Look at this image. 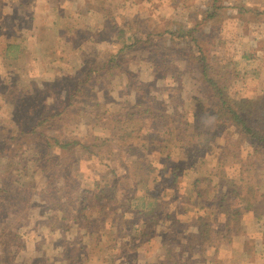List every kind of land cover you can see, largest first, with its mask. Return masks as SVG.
<instances>
[{"label":"rangeland","instance_id":"374dc122","mask_svg":"<svg viewBox=\"0 0 264 264\" xmlns=\"http://www.w3.org/2000/svg\"><path fill=\"white\" fill-rule=\"evenodd\" d=\"M138 2L0 0V264H264V259L257 262L255 252L257 245L264 251V149L253 153L232 130L201 155L191 141L188 150H175L169 159L155 157L139 142L123 151L117 145L124 113L154 107L169 115L175 128L193 133L198 105L207 104L199 67L191 59L196 43H174L168 31H198L196 38L228 76L235 101L261 96L264 17L253 12H264V0H141V6ZM215 2L220 3L218 18L212 20L208 9L213 10ZM8 43L22 47L7 53ZM110 56L121 58L112 82L94 84V96L89 93L87 99L73 98L83 61L103 62ZM244 56L250 59L244 61ZM76 109L82 110L81 120L75 119ZM64 110L68 114L63 120L44 125V136L25 132L41 117L59 116ZM55 136L63 142L93 138L111 144L95 155L80 150L71 170H59L82 189L96 191L114 173L120 178L129 163L142 159L148 162L142 170L151 164L163 172L145 173L148 183L141 179L134 183L133 194L145 196L149 190L167 199L159 206L156 197L149 199L154 205L141 216L118 210L101 224L96 223L97 211H88L89 226L71 219L76 216L71 206L65 208L69 222L59 212L47 210L43 216L32 208L31 200L39 198L54 169L66 161L61 150L45 146L46 139ZM222 161L228 178L239 181L243 167L258 182L255 206L243 217L231 244L203 251L196 247L189 253L200 216L207 214L214 230H225L215 201L202 211L198 192L192 195L194 181L203 179L211 183L202 182L201 191L220 195L215 174ZM155 179L158 186L153 185ZM157 211L161 215L150 240L134 250L133 232L124 231L122 221L144 228L146 218ZM171 241L174 259L167 261ZM249 246L254 247L251 256Z\"/></svg>","mask_w":264,"mask_h":264},{"label":"trees","instance_id":"16d2710c","mask_svg":"<svg viewBox=\"0 0 264 264\" xmlns=\"http://www.w3.org/2000/svg\"><path fill=\"white\" fill-rule=\"evenodd\" d=\"M219 4V2H215V8L213 10L208 9L210 19L216 20L218 18L215 12L218 13ZM253 14H256L255 16L258 17H264V12L257 10ZM178 31L180 32L177 33L174 30L168 31L166 34L170 35V41L179 45L182 42L188 41L196 43L197 46L192 48L196 56L191 59L199 67V81L202 89L206 92L205 99L207 104L198 105L199 111L195 114L194 132L188 133L187 129L184 131L182 128H175V125L170 120V116L157 111L154 107L140 109L121 115L122 128L118 137V147L123 151L125 148H129L131 144L139 142L141 149H150L155 157L169 159L175 150H188V141H191L194 143L196 154L201 155L219 137L232 130L233 136L237 138L238 142L246 141L249 144L250 150L257 154L259 152L258 148L264 149V91L261 96L252 101H235L230 93L231 83L228 76L223 74L220 66L213 61L211 57L212 53L204 50L201 42L196 38L198 31L192 29L186 33L181 32V30ZM123 34L126 36L125 33ZM21 47L22 45L16 46L8 43L5 52L9 53L11 50H19ZM119 59L121 58L118 56H110V58H106L103 62L95 59L84 60L82 68L79 69L76 91L71 96L79 99L82 96L87 99L89 93L94 96V84L112 82L115 73L121 66ZM248 59H250L249 56H244L243 58L244 61ZM15 60L17 61V58ZM109 92H107V95ZM60 113L59 116L53 114L41 117L36 126H32L31 129L25 132L31 135L44 136V125L53 124L65 117V114H68L66 110ZM82 116V110L79 109L75 119L81 120ZM73 133L75 134V131ZM46 140L45 146L51 150H61L66 161L54 169L56 172L49 176L46 188L41 192L39 198L31 200L33 204L32 208L40 210L43 216L47 215V210H50L51 214L59 212L63 216V219L69 222L70 217L67 215L65 208L71 206L70 208L76 213V216L71 219L81 223V226H89L92 223L89 220L88 211H97L98 218L96 223L101 224L104 218L115 217L118 210L124 209L129 214L141 216L154 205L152 202L149 203V199L152 201V198L156 197V206H159L167 199L165 195L155 196L153 191L149 190L145 196L133 194L134 183L139 182L140 179V183H148V180L144 178L145 173L160 174L163 172V170L157 171L151 164H148V168L142 170L143 164L145 162L148 163L147 161L143 162L142 159L129 163V170L124 172L120 178L114 173L115 177L106 180L102 188H98L96 191L82 189L72 180L71 176H60L59 170L67 169L66 172L71 170L73 160L80 150L90 152V155H95V152H99L105 146L111 147V144L109 142L99 143L100 141L98 140L93 141V138L89 140L85 139L86 143L83 140L75 138H72L68 142H63V139H57L56 136L49 137ZM76 147L80 148L74 151L73 149ZM220 164V170L215 174V177L220 182L218 184V188H221L220 195H212L210 189L205 191L200 190L202 182L211 183L208 179L195 180L192 184V195L198 192L196 194V201L200 203L198 205L202 208V211L211 208V201H215L213 205L219 207L220 214L225 218V230H214L207 214L200 216L198 218L197 234L188 243L187 250L189 253L195 251L196 247H199L203 251L207 248L215 249L224 243L231 244L234 237L239 233L237 227L241 225L243 217L248 215L255 206L258 182L254 177L250 175L247 169L243 170L242 167L239 181L233 180L227 177L223 161ZM173 170L172 174L176 176L178 167ZM137 172L140 173L138 174ZM176 179L177 176L174 177V180ZM158 184L159 182L155 179L153 185L158 186ZM28 192H32L31 189ZM160 215L161 213L157 211L153 217L146 218L144 228H138L136 224H131L126 219L122 221V229L124 231L131 229L133 232L134 236L131 235L130 246L134 250H138L150 240L152 228L158 224ZM138 239H141V241L138 246H135ZM168 244L169 248H167L165 259L172 261L174 259L172 250L174 242L171 241ZM248 249L247 253L251 256L254 247L249 246Z\"/></svg>","mask_w":264,"mask_h":264},{"label":"crops","instance_id":"0c3cea01","mask_svg":"<svg viewBox=\"0 0 264 264\" xmlns=\"http://www.w3.org/2000/svg\"><path fill=\"white\" fill-rule=\"evenodd\" d=\"M68 1H71V0H63V2H64V4H66ZM79 2H80V0H78ZM86 1V0H85ZM137 1V0H136ZM138 1H140V2H138V4H139V6H141V0H138ZM88 2H90V1H88ZM142 5H143V3H142ZM107 7V6H106ZM110 8L112 9V6H110ZM87 10L88 11H90V10H92V8H91V5L89 4V8H87ZM74 16H75V14H74ZM73 16V17H74ZM62 19H64L65 21H66V17L65 16H60ZM258 221L260 222V219H259V217H258ZM262 228H263V230H264V225H262ZM262 230V231H263ZM262 247H263V245L261 246V245H257L256 246V249H257V251H255L256 252V254H257V256H256V259H257V262H259L261 259H264V251H262V250H260V249H262Z\"/></svg>","mask_w":264,"mask_h":264}]
</instances>
